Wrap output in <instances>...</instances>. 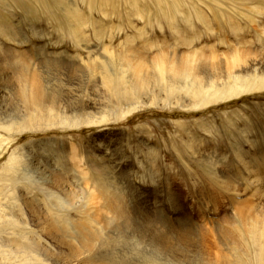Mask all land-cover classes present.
Returning a JSON list of instances; mask_svg holds the SVG:
<instances>
[{"label": "rangeland", "instance_id": "1", "mask_svg": "<svg viewBox=\"0 0 264 264\" xmlns=\"http://www.w3.org/2000/svg\"><path fill=\"white\" fill-rule=\"evenodd\" d=\"M0 104L3 236L33 256L16 246L12 264L57 252L21 224L32 207L70 241L83 224L117 264H234L245 223L264 226V0H0ZM139 213L162 220L158 248L129 229Z\"/></svg>", "mask_w": 264, "mask_h": 264}, {"label": "bare ground", "instance_id": "2", "mask_svg": "<svg viewBox=\"0 0 264 264\" xmlns=\"http://www.w3.org/2000/svg\"><path fill=\"white\" fill-rule=\"evenodd\" d=\"M207 21V19L204 17V22ZM196 54V53H195ZM200 58V57H199ZM243 58V57H242ZM194 57L192 55H187V57L183 60V65L182 63H180V66H176L174 68L173 71V78L175 79V81H187V76L190 73V69L187 67H190L189 64H191V62H193ZM213 60V59H212ZM240 60V59H239ZM242 60V59H241ZM251 61V60H250ZM220 62V61H219ZM226 62V61H225ZM232 62V61H231ZM238 62V61H237ZM194 63V62H193ZM215 63V62H214ZM222 63V62H220ZM215 65V64H214ZM219 65V64H218ZM238 65V64H237ZM256 64H251V66H254ZM225 66V65H224ZM242 66V65H241ZM244 66V65H243ZM204 67V66H203ZM208 68V67H207ZM241 67H238V69H240ZM140 69V68H139ZM166 69V67H165ZM168 69V68H167ZM201 69V68H200ZM143 70V69H142ZM141 71V70H140ZM224 71V70H223ZM236 71V70H235ZM147 72V70H146ZM209 72V71H208ZM227 72V71H226ZM240 72V70H239ZM246 72V71H245ZM248 72V71H247ZM144 73V72H143ZM230 74V73H229ZM150 75V73H149ZM194 75V74H193ZM231 75V74H230ZM149 77V76H148ZM227 77V76H226ZM139 80H142V76L140 75ZM166 78V77H165ZM172 78V79H173ZM190 78V77H189ZM145 79V78H144ZM168 79V78H167ZM213 79V78H212ZM29 80V79H28ZM138 80V81H139ZM152 80V79H151ZM154 80V79H153ZM190 80V79H188ZM211 80V79H210ZM19 81V80H18ZM139 82L138 84H136V86H134V90L136 91V94L141 95L143 94V92L146 90V88H143L144 86L147 87V83H142ZM147 81V80H146ZM145 82V81H144ZM171 82V81H170ZM188 82V81H187ZM204 82V81H203ZM212 81H206L205 83L207 84H211ZM36 83V82H35ZM137 83V82H136ZM176 83V82H175ZM184 83V82H183ZM194 85V88L197 90H202L205 89L206 86H208L207 84H203L201 85L200 80H193L191 85ZM36 85V84H35ZM43 85V84H42ZM152 85V84H151ZM212 85V84H211ZM40 86V85H39ZM38 86V87H39ZM171 87H173L172 84H170ZM35 87L34 88V92H31V94L29 95V102L27 103V108L30 110L31 108H38V107H43L44 105H42V99H43V94L42 91L40 90V88ZM153 87V86H152ZM241 87H243V84H241ZM44 89V88H43ZM27 90H24L25 96H27L26 94ZM44 93V92H43ZM46 95V94H45ZM135 97V96H134ZM144 97V96H143ZM28 98V97H27ZM26 98V99H27ZM128 98V97H127ZM25 99V100H26ZM135 99V98H134ZM24 101V100H23ZM16 102V101H15ZM131 102V101H130ZM3 103V102H2ZM25 103V102H24ZM1 105V104H0ZM2 107V106H1ZM26 109V108H25ZM40 109V108H39ZM139 109V107H133L131 109L132 110H137ZM46 110V109H45ZM28 111V110H26ZM71 149V153H72V149L73 147H70ZM18 154V153H17ZM14 157V154H13ZM12 157V160H14ZM16 158V157H14ZM10 161V160H9ZM15 162V160H14ZM9 163V162H8ZM33 167V166H32ZM83 169V168H82ZM12 170V169H10ZM41 170V169H40ZM46 171V170H45ZM11 172V171H10ZM256 175V174H255ZM57 176V175H56ZM48 177V176H47ZM58 177H60L58 175ZM210 178V177H209ZM256 180V179H255ZM258 181V180H256ZM50 184V190L54 191L53 189H56L62 186L61 184H63L60 180L55 179L54 177L52 178L50 176V180L48 181ZM47 182V183H48ZM229 183V182H228ZM245 183V182H244ZM249 183V182H248ZM219 184V183H218ZM238 184V183H237ZM46 185V183H45ZM61 185V186H60ZM249 185V184H248ZM232 186V185H231ZM245 186V185H244ZM46 188H48L47 186H45ZM248 187V186H247ZM39 188V187H38ZM221 188V187H220ZM235 187H233L232 189H234ZM254 188V187H253ZM231 189V188H229ZM251 189V188H250ZM249 189V190H250ZM40 190L45 192V189L43 187H40ZM48 190V189H46ZM67 190V189H66ZM244 190V189H243ZM86 191V190H85ZM254 191V190H253ZM259 191V190H258ZM57 192V191H56ZM91 192V191H90ZM54 194V192H53ZM92 195L94 196V194L92 193ZM92 195H88V199L94 200V197L92 198ZM257 195V194H256ZM259 195V194H258ZM28 197L26 198H30L31 196V192L29 194H27ZM264 196V195H263ZM259 197V196H258ZM96 198V197H95ZM10 199V198H9ZM254 199V198H253ZM15 200V198H14ZM27 200V199H26ZM89 200H87V202L85 204H89ZM255 200V199H254ZM6 201V200H5ZM34 201V200H33ZM245 201V200H244ZM3 202V201H2ZM242 201H240L241 203ZM83 203V202H82ZM81 203V204H82ZM232 203V202H231ZM10 204V203H9ZM8 204V205H9ZM15 204V203H14ZM32 204V202H31ZM34 204V202H33ZM84 204V205H85ZM245 204V203H244ZM248 204V203H247ZM97 205V204H96ZM236 205V204H235ZM239 205V204H238ZM243 205V204H242ZM258 205V204H257ZM12 206V202L11 205ZM32 205H30L31 207ZM38 206V205H37ZM40 206V205H39ZM87 206V205H85ZM95 206V205H94ZM250 206V205H249ZM0 207H2V205H0ZM6 207V206H5ZM83 207V206H81ZM7 208V207H6ZM33 208L29 209V212L26 210L23 212L21 210V213L19 214V220H21V224H29L28 218L29 214L30 217L32 218L31 220L34 221L36 223V225L38 226V228L41 229V231L46 235V237H48L55 245L57 248V252H53L50 249H47L43 246H41L42 244H38L37 247L42 255V257L45 256L46 260L41 259V261L39 262H43V264H117L114 263V259L110 258V253L107 251H101L102 245H100V243H98V241L93 237V234L86 229V227L79 223H76L75 230H76V235L71 237L72 241H75L74 244L72 241L69 240V236H65L66 232H62L58 229H56L50 222L49 220L46 218V216L42 213L39 212H35L33 211ZM238 208V207H237ZM240 208V206H239ZM245 208V207H244ZM3 208H1L2 210ZM36 209V208H35ZM243 209V208H241ZM248 209V208H247ZM0 210V211H1ZM7 211V209H5ZM3 210V216L4 217H10L13 218V216L15 217L16 214H14V212L12 214L6 213V211ZM38 210V209H37ZM42 210V209H41ZM237 210V209H236ZM12 211V210H11ZM250 211V210H249ZM10 212V211H9ZM97 212V211H96ZM105 213V212H104ZM120 214H123L122 212H119ZM143 213V212H142ZM244 211H239L238 215L244 214ZM1 214V213H0ZM2 215V214H1ZM0 215V255L3 254L4 257H6L5 259H9L6 262L8 264H10L11 262V258L13 257V254H15L14 256L18 255L17 254V250L14 247H18L19 252L21 251L25 257H29L31 258L32 255L28 254V250L19 245H15L16 243H14V241L12 240V238H16L14 237L16 234H14V231L12 234V236H3L5 233V230L10 228L12 225L7 222L3 221V216ZM23 215V216H22ZM91 215V214H90ZM98 215V214H96ZM143 217L144 214H140L138 215V217ZM153 216V215H152ZM61 217V216H60ZM136 218L134 221L136 222L133 226H129V229L132 231H135L138 235H140L141 237H145L150 241V244L152 245V247L158 248V238H156L154 236V234L159 233L158 230V226L160 225V221L159 220V215L155 217H151V218H144L147 220L146 223H144L142 220L143 218ZM58 218V217H57ZM62 218V217H61ZM5 219V218H4ZM9 219V218H8ZM161 219V218H160ZM59 220V219H58ZM16 221V220H15ZM57 221V220H56ZM101 221V220H100ZM13 222V221H12ZM72 222V220H71ZM73 223V222H72ZM166 223V222H165ZM9 224L11 226H9ZM15 224V223H14ZM128 224V223H127ZM164 224V223H163ZM171 224V223H170ZM9 226V227H7ZM14 226V225H13ZM27 226V225H25ZM24 226V227H25ZM169 226V225H168ZM7 227V228H6ZM17 227V226H16ZM28 227V226H27ZM128 227V226H127ZM173 227V226H172ZM192 227H176L174 230H172L171 232H176V233H180L179 238H186L187 236H189L190 234H192L191 231ZM11 229V228H10ZM13 229V228H12ZM29 228H27L28 230ZM37 229V228H36ZM119 230V229H118ZM194 230V229H193ZM120 231V230H119ZM17 232V230H16ZM28 232V231H27ZM41 232V233H42ZM169 232V231H168ZM242 232L243 234L245 233V236L247 238L248 243L245 246L244 249V256L245 257H240L237 258L234 264H264V226H261L260 223L258 222L257 218L256 219H252V220H248L245 225L242 227ZM19 233V232H18ZM21 234V233H20ZM18 234V235H20ZM161 234V232H160ZM161 236V235H159ZM22 237V236H21ZM20 238V237H19ZM160 238V237H159ZM22 239V238H21ZM33 239V237H32ZM179 240V239H178ZM41 241V240H40ZM164 241V240H163ZM184 242V241H183ZM21 243V242H20ZM24 243V242H23ZM187 244V243H186ZM31 245V244H30ZM174 246V245H173ZM172 246V247H173ZM16 247V248H17ZM185 247V246H184ZM1 248H8L7 250L5 249V251ZM55 248V247H54ZM165 249L169 248L168 245H166V247H164ZM22 249V250H21ZM37 249V250H38ZM53 249V248H52ZM183 250V249H182ZM251 250H255V254L254 255ZM18 252V253H19ZM21 253V254H22ZM20 254V255H21ZM35 254V253H34ZM22 256V255H21ZM33 257V256H32ZM39 257V256H38ZM37 257V260H40ZM112 257V256H111ZM14 258V257H13ZM23 258V257H22ZM41 258V257H40ZM2 259V258H1ZM17 259V258H16ZM19 259V258H18ZM24 259V258H23ZM32 259V258H31ZM30 259V261H31ZM21 260V259H20ZM29 260V259H28ZM27 261V260H26ZM35 261V259H34ZM17 262V261H16ZM6 263V264H7ZM14 263L13 261L11 262V264ZM18 263V262H17ZM25 263V262H24ZM29 263V262H27ZM31 263V262H30ZM29 263V264H30ZM124 261H120V264H123ZM26 264V263H25ZM34 264V263H33Z\"/></svg>", "mask_w": 264, "mask_h": 264}]
</instances>
